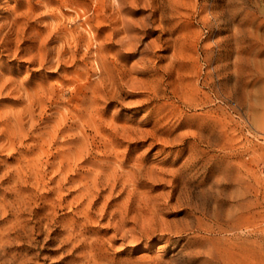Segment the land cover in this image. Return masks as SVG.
<instances>
[{
  "label": "rangeland",
  "instance_id": "1",
  "mask_svg": "<svg viewBox=\"0 0 264 264\" xmlns=\"http://www.w3.org/2000/svg\"><path fill=\"white\" fill-rule=\"evenodd\" d=\"M211 1L124 0L119 12L113 0H0V133L9 130L16 140L15 150L10 151L7 138L0 137V208L3 199L12 201L20 191L28 196L30 209L21 212V222L36 225L34 231L23 233L14 223L13 211L0 209V263L96 264L92 255L84 256L81 247L75 248L65 238L61 223L78 216V228L89 235H85L86 243L93 242V251L103 259L100 264H264V53L260 47L259 53H250V59L246 53L250 41H257V27L243 22L244 32L235 36L246 48L242 56L248 58H239L233 65L230 56L226 72L231 74L221 82L223 89H230L225 88L231 92L229 99H223L217 89L209 61L217 49L215 41L226 42L245 15L254 17L255 24L264 20V0H215L216 10H226L220 28L207 14ZM86 6L98 11L95 16L89 14L92 18L85 23ZM121 15L150 29V34H139L140 41L135 40L140 49L149 47L132 58L124 57L122 46L105 52L99 45L112 40L109 34L121 26L114 20ZM100 54L106 64L121 62L125 68L143 67V72L128 74L126 85L117 77L118 84L107 85L106 90L98 69ZM242 69L245 74L238 73ZM64 151L81 162L76 172H69L71 177L86 181L91 176L90 182L102 171L111 175L116 188L110 199L105 190L95 197L98 188L94 189L88 198L96 199V204L86 220L77 209V186L66 183L59 192L65 197L64 206L57 209L49 230L39 231V216L49 205L42 196L54 183L36 186L28 169L30 165L40 169L48 181L57 175ZM48 163L55 166L44 172ZM57 195L49 193L51 199ZM67 201H74L73 206H66ZM105 204L109 214L101 218Z\"/></svg>",
  "mask_w": 264,
  "mask_h": 264
},
{
  "label": "bare ground",
  "instance_id": "2",
  "mask_svg": "<svg viewBox=\"0 0 264 264\" xmlns=\"http://www.w3.org/2000/svg\"><path fill=\"white\" fill-rule=\"evenodd\" d=\"M114 2H115V4H116V7L118 8V10H119V12H121L123 9H124V7L125 6H123L122 4L124 3V0H113ZM136 1V0H135ZM145 1H148V0H145ZM172 1H176V0H172ZM215 0H212L209 4H207L206 5V10H207V14L209 15V17H211V19H212V24H216L219 28H220V25H221V23H223L222 22V18L223 19H225L226 17H225V13H226V10H223V11H219V10H216L215 9V7H214V4H215V2H214ZM88 2V1H87ZM139 2V1H138ZM151 2H152V0H151ZM156 2V1H155ZM162 3H163V1H161ZM168 2H170V1H168ZM90 3V2H89ZM95 3V2H94ZM141 3H142V1H141ZM147 3V2H146ZM164 3H165V1H164ZM171 3V2H170ZM137 4H139V3H137ZM143 4H145V3H143ZM158 4V3H157ZM227 4V3H226ZM85 5V4H84ZM148 5V4H147ZM156 5V4H155ZM229 5V4H228ZM104 6V5H103ZM107 6V5H106ZM151 6H152V4H151ZM157 6V5H156ZM171 6V5H170ZM170 8H172V6L170 7ZM175 8V7H174ZM94 9V10H93ZM91 8V7H89V6H86V9H85V14H87L86 15V21H85V23L86 22H89L90 21V19L92 18V15H96V13H95V11L97 10L98 11V8L97 7H95V8ZM157 9V8H156ZM164 9V8H163ZM227 9H228V7H227ZM93 10V11H92ZM158 10H159V8H158ZM172 10V9H171ZM96 11V12H97ZM162 11V10H161ZM230 11H231V9H230ZM163 12V11H162ZM165 12V11H164ZM161 13V12H160ZM159 13V14H160ZM231 13V12H230ZM229 13V14H230ZM89 14H92V15H89ZM104 14H105V12H104ZM111 14V13H110ZM163 14V13H162ZM207 14H206V16H207ZM232 14V13H231ZM154 15V14H153ZM102 16H103V13H102ZM101 16V17H102ZM105 16V15H104ZM164 16V15H163ZM162 16V17H163ZM227 16V15H226ZM100 17V18H101ZM106 17V16H105ZM113 17V16H112ZM111 17V18H112ZM161 17V18H162ZM222 17V18H221ZM256 17V16H255ZM98 18H99V16H98ZM103 18V17H102ZM116 18V17H115ZM114 18V19H115ZM207 18V17H206ZM104 19V18H103ZM106 19V18H105ZM108 19V18H107ZM110 19V18H109ZM167 19V18H166ZM230 19V18H229ZM240 19V18H239ZM113 20V19H112ZM160 20H163V19H160ZM260 20V19H259ZM96 21H98V20H96ZM95 21V23H98V22H96ZM229 21V20H228ZM242 21V22H241ZM258 21V20H257ZM106 22V21H105ZM109 22V21H108ZM114 22L115 23H120L121 24V26L120 27H118V28H114V30H113V32H111L110 34H109V36H113V38L115 37V36H118V38L116 39V40H114L113 38H109L111 41L109 42V44H103V43H100L99 42V45H100V48L103 50V51H105V52H109L112 48H114L115 46H122V48L124 47V48H126V54H125V56L124 57H127V58H132V57H134L137 53H142L144 50H146L148 47H149V45H146L143 49H140L139 48V46H137V44L135 43V40H138V38H140V37H142V36H138L139 34H150L149 32H150V29H148V28H146V25L144 24V23H142V22H140V23H133V22H131L129 19H127L124 15H121V16H118V18H116V20H114ZM163 22V21H162ZM244 22V23H243ZM254 22H256L255 21V18L254 17H252L251 15H245L241 20H240V22H238V23H235L236 24V26H234V32H233V30H232V33L231 34H227L228 35V37H227V39H226V42L223 40V39H219V40H217V41H215V44H216V47H217V49L215 50H213L212 51V49H211V51H212V53H211V55L209 56V61H211V64H212V67H213V70H214V74L216 75V77H217V80H218V83H217V85H218V88H217V86H216V88L217 89H219V91H220V94H221V96L223 97V99H229L230 98V94H231V92H226V91H228V90H226L225 91V88L223 89V87H222V84H221V82H222V80L223 79H227L228 77H229V74H231V73H227L226 71V68L229 66L228 64H229V60H230V56H233V59L235 60L234 61V63H233V65H235L236 63H237V61L239 62V58L240 59H242L243 61H244V59H247L248 57H247V55L249 54V59L251 58L250 57V53L251 52H253L254 51V54L255 53H259L260 51H262L263 53H264V20H260L259 22H257L256 24L254 23ZM15 23V22H14ZM92 23V22H91ZM99 23H101L100 21H99ZM110 23V22H109ZM114 23V24H115ZM242 23H243V25H245V26H249V27H252V26H256L257 27V29L255 30L256 31V35H255V39H257V41H256V43L254 42L255 40H253V43L250 41V43L247 45L248 46V49H246L245 47H242L243 45H242V43L240 44V40L238 39L239 37H238V35H237V38L236 39H238V41H236V39H235V36H236V34L238 33L239 34V32L241 33V32H244V30H242V27H241V25H242ZM234 24V25H235ZM12 25V24H11ZM89 25V24H88ZM116 25V24H115ZM92 26V25H91ZM98 26H100V25H98ZM97 26V27H98ZM106 26V25H105ZM113 26V25H112ZM249 27H248V30H249ZM89 28V27H88ZM91 28V27H90ZM93 28V27H92ZM91 28V29H92ZM13 29V28H12ZM11 29V30H12ZM111 29H112V27H111ZM255 29V28H254ZM254 29H252V30H254ZM89 30V29H88ZM104 30V29H103ZM163 30V29H162ZM169 30V29H168ZM168 30H167V32H168ZM112 31V30H111ZM165 31V30H164ZM10 32V31H9ZM15 32V31H14ZM17 32V31H16ZM98 32V31H97ZM100 32V31H99ZM104 32V31H103ZM172 32V31H171ZM166 33V32H165ZM252 33V32H251ZM86 34V33H85ZM242 34V33H241ZM253 34V33H252ZM16 35V34H15ZM103 35V34H102ZM170 35V34H169ZM240 35V34H239ZM247 35V34H246ZM249 35H250V33H249ZM248 35V36H249ZM6 36V35H5ZM17 36V35H16ZM87 36V35H86ZM85 36V37H86ZM88 36H90V35H88ZM91 36H92V34H91ZM171 36V35H170ZM10 37V36H9ZM95 37H97V36H95ZM243 37V36H242ZM6 38V37H5ZM83 38V37H82ZM86 38H88V37H86ZM159 38V37H158ZM246 38V37H245ZM251 38H253V37H251ZM7 39V38H6ZM76 39V38H75ZM74 39V40H75ZM85 39V38H84ZM92 39V38H91ZM93 39H94V37H93ZM92 39V40H93ZM108 39V40H109ZM87 40V39H86ZM91 40V41H92ZM233 40H235V42H233ZM243 40V39H242ZM250 40V39H249ZM138 41H140V40H138ZM167 41V40H166ZM87 42V41H86ZM86 42H85V44H86ZM98 42V41H97ZM89 43V42H88ZM105 43H106V41H105ZM166 43V42H165ZM235 43H236V47H235ZM246 43V42H245ZM2 44V43H1ZM151 44V43H150ZM232 44L234 45V51L233 50H231V48L233 49V47H232ZM240 45H242V46H240ZM245 45V44H244ZM254 45H257V46H254ZM164 47V46H163ZM259 48V50H258V48ZM72 48V47H71ZM119 48V47H118ZM123 48V49H124ZM165 48V47H164ZM246 49V53H247V55L246 54H244L243 56H242V52L244 51V49ZM254 48V49H253ZM90 49V48H89ZM100 49V50H101ZM253 49V50H252ZM77 50V49H76ZM95 50V49H94ZM100 50H98L99 52H100ZM117 50H119V49H117ZM121 50V49H120ZM119 50V51H120ZM150 50V49H149ZM208 50V49H207ZM206 50V51H207ZM255 50H257V52H255ZM92 51V50H91ZM97 51V50H96ZM116 51V50H115ZM114 51V52H115ZM118 51V52H119ZM153 51V50H152ZM203 51H205L204 49H203ZM230 51H232L233 52V54L231 55L230 54ZM112 52V51H111ZM98 53V52H97ZM104 53V52H103ZM102 53V54H103ZM145 53V52H144ZM150 53V52H149ZM153 52H151L150 54H152ZM207 53V52H206ZM225 53V54H224ZM87 54V53H86ZM96 53H94V55H95ZM102 54H100V56L97 58L98 60L97 61H99L100 60V62H101V64H100V67L98 68L99 69V73H100V75H101V77H102V80L103 81H105V84H104V87L103 88H105L106 89V87H107V85H110V86H112V88H114V86L115 85H117L118 84V78L122 81V82H124V80H125V78H126V76L128 75V74H130L132 71H135V72H143V67L141 68V67H139L140 69L139 70H135V68H134V66H130L129 68H125L124 67V65L121 63V62H112V64H106V62L104 61V55H102ZM117 54V53H116ZM147 54H148V52H147ZM73 54L71 53V56H72ZM140 55V54H139ZM157 55V54H156ZM246 55V56H245ZM114 56H115V54H114ZM113 56V57H114ZM153 56V55H152ZM207 56V55H206ZM205 56V57H206ZM253 56V58L255 57L254 55H252ZM264 56V55H263ZM85 57V56H84ZM83 57V58H84ZM117 57V56H116ZM259 57V56H258ZM94 58V57H93ZM118 58V57H117ZM143 58V57H142ZM208 58V57H207ZM259 58H262V57H259ZM146 59V58H145ZM148 59V58H147ZM256 61L258 62V61H261V60H258V58L256 57ZM110 60V59H109ZM117 60V59H116ZM207 60V59H206ZM253 60V59H252ZM251 60V61H252ZM264 60V59H263ZM97 61H96V63H97ZM114 61V60H113ZM241 61V60H240ZM254 61V60H253ZM253 61H252V64H253ZM139 62H141V61H139ZM236 62V63H235ZM242 62V61H241ZM245 62H247V61H245ZM249 62V61H248ZM262 62H264V61H262ZM262 62H259V64L260 63H262ZM108 63V62H107ZM123 63H125V62H123ZM127 63V62H126ZM125 63V64H126ZM138 63V62H137ZM250 63V62H249ZM143 64V63H142ZM257 64V63H256ZM130 65V64H129ZM128 65V66H129ZM146 65H149V64H146ZM242 65V64H241ZM250 65V64H249ZM262 65V64H261ZM126 66H127V64H126ZM150 66V65H149ZM238 66H240L239 64H238ZM248 66V65H247ZM258 66V65H257ZM264 66V63H263V65H262V67ZM148 67V66H147ZM211 67V66H210ZM232 67V66H231ZM230 67V68H231ZM253 67V66H252ZM261 67V68H262ZM151 68H153V67H151ZM164 68V67H163ZM239 68V67H238ZM237 68V69H238ZM245 68V67H244ZM254 68V67H253ZM155 69V68H154ZM212 68H210L209 69V73H210V75H211V72H210V70H211ZM233 69V68H232ZM243 71H239L238 72V70L237 71H235V73L236 72H238V73H240L241 74V72H244L245 70L244 69H242ZM251 71H253L252 69H250ZM257 71L259 70V68L257 67V69H256ZM165 71H166V69H165ZM208 71V70H207ZM206 71V72H207ZM247 71H249V69L247 70ZM246 71V72H247ZM232 72V71H231ZM169 73V72H168ZM235 73H233V75L235 74ZM248 73V72H247ZM151 74V73H150ZM159 74V73H158ZM194 74V73H193ZM196 74V73H195ZM194 74V75H195ZM237 74V73H236ZM244 74H245V72H244ZM249 74H250V72H249ZM253 74V73H252ZM153 75V74H152ZM208 76H209V74H207ZM256 75V74H255ZM254 75V76H255ZM159 77L158 78H160L161 79V77H160V75H158ZM163 76H165V75H163ZM232 76V75H231ZM236 76V75H235ZM118 77V78H117ZM152 77V76H151ZM150 77V78H151ZM205 77H207V76H205ZM259 77V76H258ZM157 78V79H158ZM163 78V77H162ZM194 78V77H193ZM210 78V77H209ZM235 78V77H234ZM134 79V78H133ZM140 79V78H139ZM156 79V80H157ZM166 79V78H165ZM198 79V78H197ZM203 79H204V77H203ZM214 79V78H213ZM247 79H248V77H247ZM256 79V78H255ZM153 80V79H152ZM210 80V79H209ZM215 80V79H214ZM147 81L149 82V79H147ZM155 80H153L152 82H154ZM160 81V80H159ZM195 81H196V79H195ZM207 81V80H206ZM236 81V80H235ZM246 81V80H245ZM143 82V81H142ZM145 82V81H144ZM152 82H151V84H152ZM161 82V81H160ZM164 82V81H163ZM197 82V81H196ZM208 82V81H207ZM212 82V81H211ZM125 83V82H124ZM156 83H157V81H156ZM155 83V84H156ZM162 83V82H161ZM204 83V82H203ZM206 83V82H205ZM204 83V84H205ZM226 83V82H225ZM229 83V82H228ZM137 84V83H136ZM149 84V83H148ZM151 84H150V86H151ZM163 84V83H162ZM211 84V83H210ZM227 84V83H226ZM257 84V83H256ZM103 85V84H102ZM125 85H126V83H125ZM154 85V84H153ZM152 85V86H153ZM161 85V84H160ZM216 85V84H215ZM214 85V86H215ZM236 85V84H235ZM129 86V85H128ZM152 86H151V88H152ZM207 86V85H206ZM120 87V86H119ZM164 87V86H163ZM118 88V87H117ZM158 88V87H157ZM156 88V89H157ZM159 88H161V87H159ZM210 88V87H209ZM228 88V87H227ZM226 88V89H227ZM237 88V87H236ZM243 88V87H242ZM257 88V87H256ZM255 88V89H256ZM94 89H95V87H94ZM119 89V88H118ZM144 89V88H143ZM153 89H154V87H153ZM165 89V88H164ZM163 89V90H164ZM214 89V88H213ZM229 89V88H228ZM234 89V88H233ZM239 89V88H238ZM245 89V88H244ZM254 89V88H253ZM96 90H97V88H96ZM107 90V89H106ZM110 90L111 89H109L108 91H106V93L107 94H110ZM150 90V89H149ZM230 90V89H229ZM105 91V90H104ZM128 91L130 92V93H132L133 92V90L132 89H130L129 87H128ZM151 91V90H150ZM236 91V90H235ZM115 92L116 93H122L120 90H117L116 91V89H115ZM127 92V91H126ZM142 92H144V91H142ZM249 92H251V91H249ZM261 91H259V93H260ZM102 93V92H101ZM115 93V94H116ZM129 93V94H130ZM139 93H141V92H139ZM112 94V93H111ZM142 94V93H141ZM157 94V93H156ZM162 94V93H161ZM165 94V93H164ZM218 94V93H217ZM216 94V95H217ZM256 94H258V93H256ZM104 95V94H103ZM117 95V94H116ZM125 95H127V94H125ZM120 96V95H119ZM158 96V95H157ZM166 96V95H165ZM238 96V95H237ZM243 96H245V95H243ZM258 96V95H257ZM261 96V95H260ZM104 97H106V96H104ZM220 97V96H219ZM240 97V96H239ZM149 98V97H148ZM154 98V97H153ZM238 98V97H237ZM252 98V97H251ZM258 98H261V97H259L258 96ZM257 98V99H258ZM116 99H118V98H116ZM145 99V98H144ZM152 99V98H151ZM150 99V100H151ZM222 99V100H223ZM241 99V98H240ZM243 99H245V98H243ZM256 99V98H255ZM256 99V100H257ZM236 100H238L239 102H240V100L239 99H236ZM235 100V101H236ZM251 100V99H250ZM261 100V99H260ZM259 100V101H260ZM110 102V101H109ZM227 102V101H226ZM238 102V103H239ZM247 102V101H246ZM257 102V101H256ZM255 102V103H256ZM141 103H142V101H141ZM244 103V102H243ZM249 104H251V103H249ZM241 105H243V104H241ZM241 105H239V106H241ZM253 105H254V103H253ZM245 106V105H244ZM246 106H247V104H246ZM245 106V107H246ZM250 106V105H249ZM248 106V107H249ZM164 108V107H163ZM252 108V107H251ZM253 108H256L255 106H253ZM161 109V108H160ZM237 109V108H236ZM242 109V108H241ZM96 110V109H95ZM100 110V109H99ZM250 110V109H249ZM257 110V109H256ZM102 111V110H101ZM246 111V110H245ZM253 111H255V109L253 110ZM244 112V111H243ZM260 112V111H259ZM159 113V112H158ZM158 113H156V114H158ZM245 113V112H244ZM248 113V112H247ZM250 113V112H249ZM249 113H248V115H249ZM253 113V112H252ZM256 113V112H255ZM162 114V113H161ZM160 114V115H161ZM97 115V114H96ZM164 116V115H163ZM239 116H240V114H239ZM245 116V115H244ZM100 118V117H99ZM110 118V117H109ZM112 118V117H111ZM247 118L249 119V117L247 116ZM255 118V117H254ZM259 118V117H258ZM113 119H115V118H113ZM163 119V118H162ZM252 119V118H251ZM170 120V119H169ZM256 120V119H255ZM110 121V120H109ZM164 121H166V120H164ZM258 121V120H257ZM3 122V121H2ZM103 122V121H102ZM155 122V121H154ZM167 122V121H166ZM165 122V123H166ZM252 122V121H251ZM164 123V122H163ZM253 123H255L254 121H253ZM257 123V122H256ZM170 124V123H169ZM83 125V124H82ZM105 125V124H104ZM113 125V124H112ZM111 125V126H112ZM156 125V124H155ZM158 125V124H157ZM163 125V124H162ZM108 126V125H107ZM170 126V125H169ZM102 127V126H101ZM110 127V126H109ZM155 127V126H154ZM97 128V127H96ZM111 128V127H110ZM165 128V127H164ZM167 128V127H166ZM171 128V127H170ZM10 129V128H9ZM111 130V129H110ZM171 130V129H170ZM15 131V130H14ZM18 131V130H17ZM156 131V130H155ZM164 131V130H163ZM192 131V130H191ZM12 132H13V130H12ZM115 132V131H114ZM160 132V131H159ZM190 132V131H189ZM197 132V131H196ZM15 133V132H14ZM17 133V132H16ZM113 133V132H112ZM158 133V132H157ZM175 133V132H174ZM194 133H195V131H194ZM11 134V132L9 131V130H3L1 133H0V137H1V135H4V138L6 137L7 138V140L9 141V144H8V149L10 150V151H14L15 150V147H14V140H15V138L14 137H12V135H10ZM166 134H167V132H166ZM168 134H169V131H168ZM113 135V134H112ZM118 135V134H117ZM162 135V134H161ZM166 136V135H165ZM165 136H164V138H165ZM198 136V135H197ZM76 137V136H75ZM126 137V136H125ZM137 137H139V136H137ZM186 137V136H185ZM190 137V136H189ZM2 138V137H1ZM174 138V137H173ZM183 138V137H182ZM180 140V139H179ZM182 140V139H181ZM16 141V140H15ZM18 141V140H17ZM181 142V141H180ZM197 143V142H196ZM19 144H21V143H19ZM0 146H3L2 144L0 145ZM4 146H6V144L4 145ZM190 146H191V144H190ZM40 147V146H39ZM42 147V146H41ZM0 148H2V147H0ZM4 148V147H3ZM18 148V147H17ZM22 148V147H21ZM18 150V149H17ZM30 150V149H29ZM41 150H43L42 148H41ZM34 151V150H33ZM40 151V150H39ZM115 151V150H114ZM18 152V151H17ZM109 152V151H108ZM15 153V152H14ZM31 153V152H30ZM106 153V152H105ZM19 155H20V152L18 153ZM37 154V153H36ZM29 155H31V154H29ZM105 155V154H104ZM108 155V154H107ZM111 155V154H110ZM33 156V155H32ZM60 156H61V159L58 161V163H59V165L57 166V168H56V171H57V175H55V176H52L51 178L49 177L48 179H50V180H48V181H45L43 178V175L41 174V170L40 169H36V167H30L29 166V169H28V171H31L30 172V177H32L33 179H34V181L33 182H35V184H36V186H39V187H44L45 185H48V183H54V185H52L51 187H49V188H46L47 189V191H46V194L44 195V196H42L43 197V199H44V201H45V203L46 202H49V205L47 206V207H44V210H43V213H41V215L39 216V221H40V223H42V226L41 227H39V231H43L44 232V230H49V225L52 223V222H54L55 221V218H54V216H55V213L57 212V209L59 208V207H63L64 206V202H65V197H64V195H60L59 194V192L63 189V187H64V185L66 184V183H72V184H75V186H77V190H79V194L77 195V199H79L80 201H79V205H78V207L79 208H77L78 209V211L81 213V215H82V217H85L86 218V220L87 219H91L90 218V214H91V211H92V208H94V205L96 204V199H90V198H88L91 194H93V191H94V189L95 188H98V194L95 196V197H101L103 194H102V192L105 190V191H107L108 192V197H109V199L111 198V196L113 195L112 194V192H113V190H114V187H115V183L113 184L112 182H111V175L108 173H102V171H100V172H98V173H96V175L94 176V178H92V180L89 182V180H90V178H91V176H90V178H87V180L86 181H84L83 180V178H81V177H78V178H74V177H71V175H70V173L69 172H71V171H74V172H76L77 171V168L78 167H80L79 166V163H81L80 161L78 162V158L76 157V156H71V154H70V152H68V151H64L63 153H61L60 154ZM118 156V155H117ZM116 156V157H117ZM40 157V156H39ZM194 158V157H193ZM25 159H27V158H25ZM125 159V158H124ZM127 159V158H126ZM195 159V158H194ZM41 160V159H40ZM130 159L128 158V161H129ZM134 160V159H133ZM189 160V159H188ZM127 161V162H128ZM136 161V160H135ZM191 161V160H190ZM194 161V160H193ZM26 162V161H25ZM29 162V161H28ZM38 162V161H37ZM36 162V163H37ZM42 162H44V161H42ZM41 162V163H42ZM120 162H121V159H120ZM125 162V161H124ZM126 162V163H127ZM57 163V164H58ZM72 163L74 164V166L73 167H71L72 166ZM131 163V162H130ZM190 163V162H189ZM205 163H207V162H205ZM226 163V162H225ZM230 163V162H229ZM39 164V163H38ZM103 164H105V162L103 161V163H102V165ZM122 164V163H121ZM191 164V163H190ZM204 164V163H203ZM109 165V164H108ZM210 165V164H209ZM27 166V165H26ZM25 166V167H26ZM36 166V165H35ZM40 166V165H39ZM43 166V165H42ZM45 166V165H44ZM43 166V167H44ZM55 165L52 163V164H50V163H48L47 164V167H45L46 169L44 170V172L49 168V167H54ZM115 166V165H114ZM117 166H118V164H117ZM17 167V166H16ZM21 167V166H20ZM42 167V168H43ZM76 167V168H75ZM119 167H120V165H119ZM186 167V166H185ZM224 167H226V166H224ZM122 168V167H121ZM179 168V167H178ZM222 168V167H221ZM26 170V169H25ZM24 170V171H25ZM120 170V169H119ZM140 170H142V169H140ZM179 170V169H178ZM23 171V170H22ZM55 171V170H54ZM108 171V170H107ZM111 171H112V169H111ZM117 171V170H116ZM126 171V170H125ZM176 171V170H175ZM194 171V170H193ZM200 171V170H199ZM11 172V171H10ZM18 172V171H17ZM73 172V173H74ZM127 172H130V171H127ZM190 172V171H189ZM9 173V172H8ZM123 173V172H122ZM145 173V172H144ZM174 173H176V172H174ZM173 173V174H174ZM180 173V172H179ZM194 173V172H193ZM19 174V173H18ZM25 174V173H24ZM120 174V173H119ZM147 174V173H146ZM20 175V174H19ZM48 175V174H47ZM128 175V174H127ZM126 175V176H127ZM131 175V174H130ZM196 175V174H195ZM132 176V175H131ZM148 176V175H147ZM204 176V175H203ZM57 177V178H56ZM224 177V176H223ZM239 177V176H238ZM237 177V178H238ZM86 178V177H85ZM113 178V177H112ZM127 178H129L128 176H127ZM133 178V177H132ZM131 178V179H132ZM138 178V177H137ZM192 178H194V177H192ZM226 178V177H225ZM114 179H115V177H114ZM118 179V178H117ZM141 179H142V176H141ZM145 179V178H144ZM187 179V178H186ZM221 179V178H220ZM228 179V178H227ZM240 179V178H239ZM238 179V180H239ZM31 180V179H30ZM29 180V181H30ZM129 180V179H128ZM226 180V179H225ZM27 181V180H26ZM115 181V180H114ZM122 181H123V178H122ZM126 181H127V179H126ZM125 181V182H126ZM218 181H220V180H218ZM235 181H236V179H235ZM234 181V183H237V182H235ZM240 181H242V180H240ZM23 182V181H22ZM128 182V181H127ZM173 182V181H172ZM202 182V181H201ZM221 182V181H220ZM239 182V181H238ZM26 183V182H25ZM103 183H105V185H104V187L103 188H101V189H99V185H101V184H103ZM119 183V182H118ZM129 183V182H128ZM177 183H179V182H177ZM182 183V182H181ZM227 183V182H226ZM124 184V183H123ZM135 184V183H134ZM174 184V183H173ZM185 184V183H184ZM241 184V183H240ZM32 185V184H31ZM176 185V184H175ZM219 185V184H218ZM218 185H217V187H218ZM242 185V184H241ZM21 186V185H20ZM23 186V185H22ZM30 186V185H29ZM124 186V185H123ZM129 186V185H128ZM133 186V185H132ZM187 186V185H186ZM120 187V186H119ZM174 187V186H173ZM190 187V186H189ZM239 187V186H238ZM251 187V186H250ZM20 188V187H19ZM116 188V187H115ZM129 188V187H128ZM184 188V187H183ZM245 188H247V187H245ZM36 189V188H35ZM121 189V188H120ZM181 189V188H180ZM85 190H86V193H85ZM242 190V189H241ZM247 190V189H246ZM245 190V191H246ZM11 191V190H10ZM16 191V190H15ZM126 191V190H125ZM129 191H131V190H129ZM248 191V190H247ZM40 192V191H39ZM50 192H56V193H58V195H57V199H51L50 197H49V193ZM123 192V191H122ZM128 192V191H127ZM179 192H181V190L179 191ZM184 192V191H183ZM188 192V191H187ZM238 192V191H237ZM114 193V192H113ZM191 193V192H190ZM245 193V192H244ZM102 194V195H101ZM179 194V193H178ZM246 194V193H245ZM14 195V194H13ZM88 195V196H87ZM126 195V194H125ZM132 195V194H131ZM181 195V194H180ZM189 195V194H188ZM254 195V194H253ZM30 196V195H29ZM235 196H237V195H235ZM245 196V195H244ZM257 196V195H256ZM7 197V196H6ZM84 197H86V198H84ZM181 197V196H180ZM188 197V196H187ZM34 198V197H33ZM76 198H74V200L76 199ZM107 198V197H106ZM105 198V199H106ZM132 198V197H131ZM189 198V197H188ZM187 198V199H188ZM220 198V197H219ZM235 198V197H234ZM241 198V197H240ZM3 199V198H2ZM177 199V198H176ZM179 199V198H178ZM233 199V198H232ZM245 199H247V198H245ZM244 199V200H245ZM12 200V199H11ZM73 200V199H72ZM85 200H87V201H85ZM184 200V199H183ZM37 201V200H36ZM126 201V200H125ZM179 201V200H178ZM242 201V200H241ZM241 201H240V203H241ZM31 202V201H30ZM72 202H74V201H67V203L65 204L66 206H67V204H69L70 206H73V204H72ZM77 202V201H76ZM244 202V201H243ZM243 202H242V204H240V205H243ZM246 202V201H245ZM40 203V202H39ZM43 203V202H42ZM123 203H124V201H123ZM239 202H237V204H238ZM29 203H28V196L27 195H25L24 193H22V192H17L16 193V197L12 200V201H10L9 199H3L2 200V204H1V208H2V210H3V212L4 213H7V212H9L10 210L11 211H13V213L16 215V217H15V221H14V223L15 224H17V226L19 227L18 229H21L22 231H23V233H28L29 231H34L35 230V226L36 225H34V227H33V225H32V227H27V225L26 224H23L22 222H21V219H20V215H21V212H23L24 210H27V209H29L28 207H29V205H28ZM34 204V203H33ZM236 204V203H235ZM236 204V205H237ZM38 205V204H37ZM190 205V204H189ZM233 205V204H232ZM235 205V206H236ZM39 206V205H38ZM129 206H130V204H129ZM191 207H192V205H190ZM234 206V205H233ZM239 206V205H238ZM253 206V205H252ZM102 207V206H101ZM128 207V206H127ZM222 207V206H221ZM237 207V206H236ZM240 207V206H239ZM244 207V206H243ZM0 208V209H1ZM130 208V207H129ZM198 208V207H197ZM216 208H217V206H216ZM220 208V207H219ZM232 208V207H231ZM230 208V209H231ZM241 208V207H240ZM218 209V208H217ZM1 210V211H2ZM30 210V209H29ZM216 210V209H215ZM219 210V209H218ZM235 210H237V209H235ZM240 210V209H239ZM34 211V210H33ZM192 211V210H191ZM198 211V210H197ZM31 212V211H30ZM37 212V211H36ZM78 212V213H79ZM215 212H217V211H215ZM219 212V211H218ZM234 212H236V211H234ZM28 213V212H27ZM203 213H205L204 211H203ZM214 213V212H213ZM240 213V212H239ZM11 214V213H10ZM13 214V215H14ZM25 214V213H24ZM38 214V213H37ZM101 215H100V217L101 218H105L108 214H109V212L107 211V204H105L104 205V208L102 209V213H100ZM237 214H238V210H237ZM22 215H23V213H22ZM26 215V214H25ZM120 215H121V219H124L125 218V213H122L121 211H120ZM218 215V214H217ZM216 215V216H217ZM226 215V214H225ZM230 215H232V214H230ZM112 216V215H111ZM200 216V215H199ZM215 216V217H216ZM228 216V215H227ZM9 217V216H8ZM14 217V216H13ZM78 218H80V217H78V216H73V219H71V220H67V221H63V223H61V225L62 226H64V228H65V238L67 239V241H71V242H73L74 243V245H75V248H76V246L78 247H81L82 248V251L81 252H83L84 253V256H85V254L86 255H92L91 257H92V259L96 262V264H100V261L101 260H103L102 258H101V256H96V253L93 251V245H92V243H86V239H85V235L86 234H84L83 232H82V230H80V228H78V224L76 223V221L75 220H77ZM224 218V217H223ZM226 218V217H225ZM112 219H113V217H112ZM24 220V219H23ZM64 220V219H63ZM188 220H189V218H187V222H188ZM192 220V219H191ZM202 220V219H201ZM200 220V221H201ZM27 221H29L28 219H27ZM78 221V220H77ZM196 221H197V219H196ZM226 221V220H225ZM25 222V221H24ZM80 222V221H79ZM210 222V221H209ZM27 223V222H26ZM87 223V222H86ZM202 223V222H201ZM212 223V222H211ZM187 224V223H186ZM189 224V223H188ZM187 224V225H188ZM191 224V223H190ZM192 225H194V224H192ZM197 225H198V223H197ZM214 225V224H213ZM220 225V224H219ZM218 225V223H217V226H219ZM31 226V225H30ZM58 226H60V225H58ZM202 226V225H201ZM212 226V225H211ZM190 227V226H189ZM192 227V226H191ZM190 227V228H191ZM213 227V226H212ZM4 228V227H3ZM11 229V228H10ZM86 229V228H85ZM206 229V228H205ZM7 230V229H6ZM5 230V231H6ZM12 230V229H11ZM188 230V229H187ZM191 230V229H190ZM208 230V229H207ZM18 231V230H17ZM37 231V230H36ZM173 231V230H172ZM178 231V230H177ZM49 232V231H48ZM6 234V233H5ZM4 234V235H5ZM18 234V233H17ZM33 234V233H32ZM39 234V233H38ZM46 234V233H45ZM178 234V233H177ZM8 235V234H7ZM7 235H6V237H7ZM19 235V234H18ZM26 235V234H25ZM88 235V234H87ZM87 235H86V237H87ZM29 236H32V235H29ZM51 236V235H50ZM89 236V235H88ZM134 236V235H133ZM16 237V236H15ZM42 237V236H41ZM44 237H45V235H44ZM193 237V236H192ZM2 238V237H1ZM1 238H0V240H1ZM63 238V237H62ZM140 238V237H139ZM171 238V237H170ZM26 239V238H25ZM3 240V239H2ZM15 240H17V239H15ZM22 240V239H21ZM29 240V239H28ZM14 241V240H13ZM30 241V240H29ZM138 241V240H137ZM202 241V240H201ZM2 242V241H1ZM54 242V241H53ZM197 242V241H196ZM205 242V241H204ZM44 243V242H43ZM68 243V242H67ZM72 243V244H73ZM188 243H190V242H188ZM201 243V242H200ZM206 243V242H205ZM60 244V243H59ZM71 244V243H70ZM198 243H196V245H197ZM3 245V244H2ZM7 245V244H6ZM202 245V244H201ZM200 244H199V246H201ZM71 246V245H70ZM194 246V245H193ZM198 246V245H197ZM95 247V246H94ZM195 247V246H194ZM192 248V247H191ZM190 249V248H189ZM201 249V248H200ZM199 249V250H200ZM1 250V249H0ZM24 250V249H23ZM186 250V249H185ZM189 251V250H188ZM24 252H25V250H24ZM182 252V251H181ZM193 252V251H192ZM8 253V252H7ZM30 253V252H29ZM189 253V252H188ZM212 253V252H211ZM213 254V253H212ZM17 255V254H16ZM23 255V254H22ZM32 255H33V252H32ZM190 255V254H189ZM195 255V254H194ZM8 256H10V254L8 255ZM209 256V255H208ZM214 256V255H213ZM25 257V256H24ZM32 257V256H31ZM13 258V257H12ZM20 258V257H19ZM22 258V257H21ZM36 258V257H35ZM81 258V257H80ZM10 259V258H9ZM25 259V258H24ZM37 259V258H36ZM26 260V259H25ZM82 260H83V258H82ZM210 261H211V259H210ZM3 262V261H2ZM12 262H13V260H12ZM29 262V261H28ZM94 262V263H95ZM208 262V261H207ZM84 263V262H83ZM0 264H4V263H0ZM8 264H10V263H8ZM12 264V263H11ZM22 264V263H21Z\"/></svg>",
  "mask_w": 264,
  "mask_h": 264
}]
</instances>
